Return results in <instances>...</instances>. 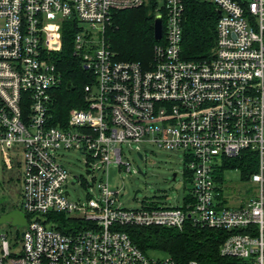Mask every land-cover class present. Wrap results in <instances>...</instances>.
Masks as SVG:
<instances>
[{"label": "built area", "instance_id": "built-area-1", "mask_svg": "<svg viewBox=\"0 0 264 264\" xmlns=\"http://www.w3.org/2000/svg\"><path fill=\"white\" fill-rule=\"evenodd\" d=\"M189 1L0 0V158L21 169L17 208L27 217L16 247L0 234V264H178L150 257L123 227L182 230L188 221L228 232L222 256L264 264V0H198L215 5L219 17L214 46L197 59L183 54ZM142 6L161 17L162 37L148 64L119 60L106 28L116 12ZM69 21L74 54L91 80L82 105L55 122L63 80L56 55ZM134 143L183 152L192 200L123 207L108 170H131L122 145ZM62 150L84 154L93 173L106 174L84 201L68 194L70 183H88L67 169ZM245 151L258 161L250 178L257 194L225 207L217 169ZM60 215L70 218L71 232L56 228Z\"/></svg>", "mask_w": 264, "mask_h": 264}, {"label": "trees", "instance_id": "trees-1", "mask_svg": "<svg viewBox=\"0 0 264 264\" xmlns=\"http://www.w3.org/2000/svg\"><path fill=\"white\" fill-rule=\"evenodd\" d=\"M219 17L215 5L198 0H190L186 8L183 34V54L188 59L208 55L216 41V23ZM154 11L147 6L120 10L115 13L107 26L105 38L119 60H134L148 64L153 56L157 40L154 36ZM76 28L72 22L64 26V47L56 55V63L63 73V80L57 88L58 102L55 122H64L72 109L82 105L84 85L90 82L89 70L85 69L80 57L74 54L73 36ZM256 154L245 151L235 158H223L217 169L218 179L222 181L224 169L241 168L243 180L247 181L257 170ZM191 183L190 173H185ZM192 200V194L185 197L184 204ZM57 229L68 233L73 230L69 217L60 215ZM131 239L145 252L165 251L178 264H188L197 260L200 264H244L236 258L220 254L221 243L227 231L196 226L187 222L182 230L164 226H124Z\"/></svg>", "mask_w": 264, "mask_h": 264}, {"label": "rangeland", "instance_id": "rangeland-1", "mask_svg": "<svg viewBox=\"0 0 264 264\" xmlns=\"http://www.w3.org/2000/svg\"><path fill=\"white\" fill-rule=\"evenodd\" d=\"M137 146L140 149H137ZM138 151L143 153V159L139 157ZM60 155L67 169L73 175L83 177L88 183V186L81 182L75 185L70 183L67 187L70 198L86 200L88 191L91 188L96 189L97 183L105 178L106 174L103 170H96L93 173L87 166L85 155L80 152L62 150ZM0 159V205L21 208V169L18 165L12 168L9 164L4 166L3 155ZM122 161L129 164L131 170L128 171L125 164L122 169L112 164L108 170V179L112 188L123 193L121 197L123 207L140 208L151 201L159 202L160 205H184L185 197L190 193V182L185 175L186 162L183 152L163 149L148 143L123 144ZM174 173L177 174L175 179ZM221 175L222 181L219 180L218 185L220 195L217 200L225 207H240L256 196L257 185L250 179L243 180L241 168H226ZM138 190L140 192L134 199ZM25 228V225L0 223V234L8 232L12 245L16 247L18 237ZM148 255L152 258L169 256L162 250H150Z\"/></svg>", "mask_w": 264, "mask_h": 264}, {"label": "water", "instance_id": "water-1", "mask_svg": "<svg viewBox=\"0 0 264 264\" xmlns=\"http://www.w3.org/2000/svg\"><path fill=\"white\" fill-rule=\"evenodd\" d=\"M163 32V25H162V19L160 16H157L154 20V36L156 40L161 39ZM138 155L141 159L144 158L143 154L141 152H138ZM139 170L141 171L140 167ZM142 172V171H141ZM176 173H174L173 178H176ZM140 192L138 190L135 195L134 199L137 197V194ZM0 223H7L10 225H25L27 223V217L24 212H22L19 209H15L7 214H3L0 216Z\"/></svg>", "mask_w": 264, "mask_h": 264}, {"label": "flooded vegetation", "instance_id": "flooded-vegetation-1", "mask_svg": "<svg viewBox=\"0 0 264 264\" xmlns=\"http://www.w3.org/2000/svg\"><path fill=\"white\" fill-rule=\"evenodd\" d=\"M15 209H18V208L14 207L13 205H10V206L0 205V216L3 214H7Z\"/></svg>", "mask_w": 264, "mask_h": 264}]
</instances>
